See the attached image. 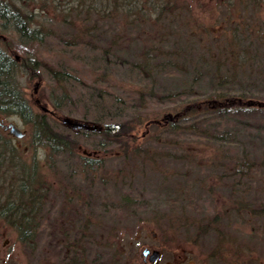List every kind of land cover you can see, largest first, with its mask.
Returning a JSON list of instances; mask_svg holds the SVG:
<instances>
[{"label": "rangeland", "instance_id": "1", "mask_svg": "<svg viewBox=\"0 0 264 264\" xmlns=\"http://www.w3.org/2000/svg\"><path fill=\"white\" fill-rule=\"evenodd\" d=\"M158 2L166 5L158 9L162 13L159 22L154 23L152 14L150 21L128 27L119 52L136 60L144 51L157 53L154 47L172 51L187 70L163 69L157 74L155 91L171 93L167 99L144 97L146 106L138 108L140 95L133 90L136 104L130 112L160 120L181 106L176 92L187 93L191 86L193 96L182 99L197 97L200 104L215 97L219 79L232 80L231 92L244 89L246 98L264 100V0L253 6L240 4L239 9V4L222 0ZM114 25L105 21L103 29L112 33ZM0 46L15 59L31 53L43 64L41 76H20L24 96L35 112H42L35 99L54 108L47 98L51 84L44 80V68H67L85 83L97 75L83 54L72 56L35 44L22 46L14 33L1 29ZM228 51L241 53L230 57ZM110 81L135 89L138 80L136 74L120 71ZM69 102H64L62 110L55 109L57 115L94 121L82 116L76 96ZM47 116L50 122L56 121L57 129H67ZM0 117L25 131L24 137L16 138L0 128L5 141L0 182L17 185L20 177H27L47 193L42 209L47 218L42 220L36 241L30 237L33 243H24L16 230H6L10 243L3 251L4 264H63L62 256L72 255L67 241L77 245V252L84 249L89 264H264V106L239 114L218 111L198 119L197 128L205 130L202 136L170 125V117L162 119V124L140 125L130 132L133 141L126 152L110 147L111 152L96 159L89 173L81 172L73 157L53 158L46 146L35 144L30 126L18 116ZM223 130L227 137L218 139ZM97 138L80 132L75 154L86 155L83 149L92 150ZM231 138L237 142L228 141ZM22 169L34 175L21 173ZM74 194L81 199H70ZM51 230L54 240L48 235ZM145 247L159 250L155 262H143L140 252Z\"/></svg>", "mask_w": 264, "mask_h": 264}, {"label": "trees", "instance_id": "2", "mask_svg": "<svg viewBox=\"0 0 264 264\" xmlns=\"http://www.w3.org/2000/svg\"><path fill=\"white\" fill-rule=\"evenodd\" d=\"M163 8H166V5L158 0H0V29L2 32L14 33L18 44L42 45L50 49L66 51L72 56L83 54V58L93 63V72L97 75L91 83L83 82L75 73L62 67H43L46 74L44 80L51 84L47 98L51 101L54 110H62L64 102L69 104L72 97L76 96L81 102L78 104L82 107V116L102 123V129L81 131L86 135H97L95 146L90 150L95 153L89 156L76 155V148L80 147L77 141L80 132L57 129L54 126L56 121L50 122L52 118L49 119L46 113L35 112L24 96L20 76L34 78L40 73L39 69L43 64L31 53L19 60L15 59L2 46H0V115L18 116L30 126V139L35 144L46 146L53 158L64 154L73 157L80 165L81 172L84 173L86 170L89 173L94 170L91 166L94 167L93 162L96 159L111 152L110 147L126 152L129 143L133 141L130 132L140 125L145 124L149 127L150 124L161 123L162 119L170 117L172 118L168 120L170 125L180 127L182 130H190L196 136H202L205 130L197 128L196 123L201 122L198 119L218 111L223 112L224 115L239 114L240 111L256 110L264 106V100L246 98L244 89L231 92L229 84L231 85L232 80L225 83L223 79H219L215 97L200 104L196 103L197 97L191 101L182 99L184 95L193 96L191 86L187 93L176 92V99L178 98L177 101L181 106L177 107L174 113L163 115L160 120L130 112L136 104L133 103L136 96L140 95L139 99H136L140 105L138 108L146 106L143 104L144 97H147V100H159L172 96L171 93L160 94L155 91L156 76L163 69H166L165 72L187 70L183 61L181 63L176 61L172 51H160L154 47L156 51L158 50L157 53L150 55L144 51V54L136 60L126 59L119 52L123 35L127 37L126 29L147 21L145 19L150 21L149 17L152 14H154L153 21L157 24ZM105 21L115 23L112 33L103 29ZM116 24L117 27L119 26L118 29ZM262 38H264L263 34ZM150 50L152 49L147 52ZM163 53L164 55H161ZM238 53L241 52L228 51L230 57H235ZM163 57L165 62L162 61ZM244 59L247 60L248 57L245 56ZM120 71L126 72L128 76L136 74L138 91L136 88L131 89L130 84H128L130 89L124 88L126 84H111V77ZM133 90L138 92L136 96L133 95ZM248 100L260 104H250ZM114 104L118 105L116 109ZM135 108L138 110L137 107ZM132 114L137 115L134 117ZM188 120L189 122L186 123ZM220 133L217 135L218 139L227 137L224 135V130ZM93 139L95 140V137ZM233 139L228 141L237 142ZM0 140L5 142L1 136ZM2 153H4L3 148ZM10 155L9 153V158L12 157ZM245 166L248 164L246 163ZM20 172H29V174L31 172L30 176L34 175L30 169L25 171L22 169ZM10 187L16 190V206L11 210V214L16 217L15 230L18 238L24 243H33L30 237L31 240L36 241L37 234L41 232L44 224L42 220L47 218H44L45 213L42 210L45 205L46 188H36L27 177H20L18 184L16 185L14 181ZM73 197L81 199L79 194L71 195L70 199ZM51 232L48 235L54 240L55 232L53 230ZM67 243V250L72 255L68 257L67 253L64 254L63 260L61 259L63 264H89L84 249L77 252L76 244L71 241ZM64 256H67L65 263Z\"/></svg>", "mask_w": 264, "mask_h": 264}, {"label": "flooded vegetation", "instance_id": "3", "mask_svg": "<svg viewBox=\"0 0 264 264\" xmlns=\"http://www.w3.org/2000/svg\"><path fill=\"white\" fill-rule=\"evenodd\" d=\"M222 1L224 3H228L230 5L239 4L238 9L240 8V4H242L243 7H245V6H253L256 3L260 2V0H222ZM1 121L3 123H4V121L7 122L5 119H4V121H3V119H1ZM4 131L8 133L7 130H4ZM8 135L11 136L9 133H8ZM1 145H2V141L0 140V156L2 155ZM1 176H2V174L0 173V180L2 178ZM10 184L11 183H9V182H6V184L5 183L3 184L2 182H0V190H1V192H0V227L5 228V230L3 232L0 231V237L4 236L0 242V264H4L6 262L7 258L5 256V254L3 255V251L6 249V247L10 243L9 237L6 235V232H7L6 230L10 229V228L15 230V227H16V217H14L11 214V210L13 208H15V206H16V190L12 189V187H10ZM4 186H5V188L3 190ZM147 248L151 249L149 247H147ZM159 256H160V252H159ZM147 261H148V255L143 256V262L146 263Z\"/></svg>", "mask_w": 264, "mask_h": 264}, {"label": "water", "instance_id": "4", "mask_svg": "<svg viewBox=\"0 0 264 264\" xmlns=\"http://www.w3.org/2000/svg\"><path fill=\"white\" fill-rule=\"evenodd\" d=\"M39 108L46 113L54 115V111L47 107L46 105L42 104L39 99H35ZM250 104H260V102H256L253 100L247 101ZM59 120L62 125L68 127L69 129L73 130L74 132H78L79 130H89V131H100L102 129V125L95 121H89L85 119H78L71 116H60ZM0 126L7 130L9 134L15 136L16 138H22L25 134L24 130H21L18 126H16L13 122L3 123L0 120ZM83 153L91 154V152H87L83 149ZM140 255L147 256L150 262H155L159 257V251L157 249H148L144 248L141 250Z\"/></svg>", "mask_w": 264, "mask_h": 264}]
</instances>
